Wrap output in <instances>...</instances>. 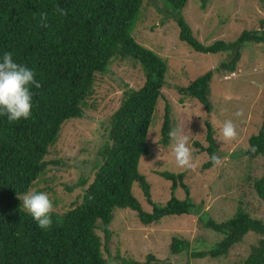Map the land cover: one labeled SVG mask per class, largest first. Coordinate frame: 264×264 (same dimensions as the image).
Returning <instances> with one entry per match:
<instances>
[{
	"label": "trees",
	"instance_id": "1",
	"mask_svg": "<svg viewBox=\"0 0 264 264\" xmlns=\"http://www.w3.org/2000/svg\"><path fill=\"white\" fill-rule=\"evenodd\" d=\"M144 1L0 0V61L5 52H11L14 62L33 70L41 83L39 89L30 87L33 96L28 119L10 122L6 115H0V264H105L101 238L96 230H102L107 242L111 236L107 227L117 209L135 212L144 226L159 223L165 217L199 215L201 226L221 235V239L214 247L193 251L191 256L195 259L227 256L234 245L253 233L260 238L250 246L241 264H264V222L251 218L240 207L231 218L219 223L202 215V204L193 202L184 183L185 172L159 173L171 183V195L163 205L151 199L150 184L138 165L140 158L150 153L147 134L166 85L167 68L157 54L132 37ZM208 1L202 0L203 8ZM163 2L165 11H170L168 7L177 11L175 23L180 41L198 53L228 56V60L215 70L185 87H176L180 103L195 99L210 114L209 84L214 73L221 70L234 73L245 45L264 46V33L245 30L233 42L216 41L204 45L194 37L180 14L188 0ZM56 5L66 9L68 15H56ZM42 12L48 14L47 26L41 24ZM115 60L139 65L145 77L144 84L137 90L123 92L106 129V140L98 152L100 162L94 166L93 180L88 184V179H81L73 187L66 186L68 192L74 187L87 185V188L63 212L52 211L50 229H41L23 208L19 197L45 177L49 165L56 164L45 161V157L57 142L62 125L83 118L95 76L107 73ZM171 128V109L166 103L159 140L164 148L170 144ZM206 130L207 147L196 144L209 157L201 167L203 170L214 166L210 157L217 152L209 123H206ZM247 144L256 145L257 151L245 150L244 156L249 160L264 158V108L261 127L257 134L248 138ZM133 184L141 189L151 206L150 212L144 211L133 196ZM252 185L264 204V176L255 179ZM177 189L183 190V199L175 196ZM38 191L49 193L52 188L47 186ZM53 204H58L57 199ZM188 248L186 240L172 238V254L187 252Z\"/></svg>",
	"mask_w": 264,
	"mask_h": 264
},
{
	"label": "rangeland",
	"instance_id": "2",
	"mask_svg": "<svg viewBox=\"0 0 264 264\" xmlns=\"http://www.w3.org/2000/svg\"><path fill=\"white\" fill-rule=\"evenodd\" d=\"M168 9L170 11H165L163 0H145L132 32L133 39L157 54L167 68L166 85L147 134L150 153L141 157L138 165V170L150 184L151 199L157 205H163L171 195V183L159 173L185 172L184 183L193 202L202 204V215L219 223L231 218L240 207L251 218L264 222V204L252 185L255 179L264 176V158L249 160L244 156L248 138L257 134L262 124L264 46L246 44L234 73L222 70L214 73L208 95L212 111L207 114L195 99L180 103L181 96L176 87H185L208 71L215 70L228 60V56L225 53H198L180 41L175 23L177 11ZM180 14L194 37L204 45L216 41L233 42L245 30L264 33V0H210L204 8L202 0H188ZM144 80L139 65L120 60L112 62L107 73L95 76L83 118L62 125L57 142L45 157V161L56 164L49 165L45 177L31 189L38 191L51 187L52 191L47 194L52 203L55 199L58 201L56 206L53 204V211L63 212L87 188V185L74 187L68 192L66 186L73 187L81 179H88V184L93 180L94 166L100 162L98 152L106 140V129L119 107L123 92L139 89ZM166 103L171 109V130L179 129L190 137L193 160L189 169L177 167L171 139L168 147L159 144ZM238 109L243 110V117L233 116ZM225 119H232L236 124L238 137L234 141L222 140L219 129ZM206 123L213 128L216 154L221 164L203 170L201 167L209 157L200 151L199 146L207 147ZM195 153L199 154L196 156ZM132 194L144 211H151L136 184L132 186ZM174 194L179 199L185 196L182 189H177ZM198 218L199 215L170 216L159 223L144 226L135 212L117 209L107 227L111 233L107 242L102 230H96L101 238L105 264H241L250 246L260 238L250 233L241 243L234 245L227 256L195 259L191 256L193 251L207 250L221 239V235L201 226ZM173 237L189 243L187 252L177 255L170 252ZM149 256L152 260H148Z\"/></svg>",
	"mask_w": 264,
	"mask_h": 264
},
{
	"label": "clouds",
	"instance_id": "3",
	"mask_svg": "<svg viewBox=\"0 0 264 264\" xmlns=\"http://www.w3.org/2000/svg\"><path fill=\"white\" fill-rule=\"evenodd\" d=\"M54 13L60 17L68 15L66 9L59 5L54 7ZM48 14L40 13V21L43 26H47ZM36 89L41 87V83L35 78L33 70L17 64L12 58L11 52H5L0 61V115H6L12 121L28 119L31 115L32 96L30 87ZM233 116L240 118L244 116L242 109H238ZM220 135L223 141H234L238 137L236 124L232 119L223 120L220 126ZM172 140L171 151L177 167L189 169L192 167V151L189 146V135L184 134L179 129L169 132ZM246 151L255 153L256 145H247ZM214 165H220L221 159L217 154L210 157ZM23 208L31 214L33 220L41 229H50L52 219L50 213L53 211V203L46 192L30 190L22 197Z\"/></svg>",
	"mask_w": 264,
	"mask_h": 264
}]
</instances>
